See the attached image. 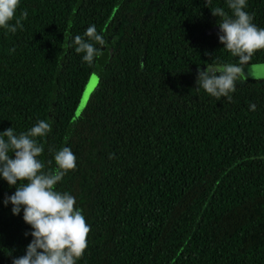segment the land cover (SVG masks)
<instances>
[{"label": "trees", "instance_id": "1", "mask_svg": "<svg viewBox=\"0 0 264 264\" xmlns=\"http://www.w3.org/2000/svg\"><path fill=\"white\" fill-rule=\"evenodd\" d=\"M150 1L20 0L9 23L26 10L23 29L0 28V132L49 122L36 138L45 171L61 148L75 154L55 190L91 229L77 264H264V82L237 83L231 101L196 85L198 68L238 62L211 12L231 15L226 0H156L147 12ZM246 2L264 28V0ZM91 25L106 46L89 65L73 40ZM15 190L0 177V264L33 239L23 210L4 205Z\"/></svg>", "mask_w": 264, "mask_h": 264}, {"label": "clouds", "instance_id": "2", "mask_svg": "<svg viewBox=\"0 0 264 264\" xmlns=\"http://www.w3.org/2000/svg\"><path fill=\"white\" fill-rule=\"evenodd\" d=\"M19 4L20 0H0V28L13 34L18 28L23 29L22 20L28 16L26 10L14 25L9 23L15 18ZM205 4H211V0H205ZM226 4L231 15L222 7L212 8L211 12L220 18L219 42L238 62L207 64L206 70L198 68L196 85L217 99L227 97L231 101L230 93L236 91L237 82L244 83L249 77L264 78V64L251 63L255 53L264 50V28L257 27L254 16L244 10L246 0H226ZM67 39L64 34V40ZM73 43L75 52L83 53L82 59L89 65L103 55L102 48L106 46L95 25L89 26L84 36H75ZM97 44L101 47H96ZM245 65H250L247 74ZM255 109L256 105L251 104L250 110ZM51 130L49 122L40 120L19 135L12 127L0 132V177L10 187L16 186L14 194L5 198L4 205H12L13 215L23 210V220L31 226L33 237L25 254L14 258L12 264H77L88 247L91 229L76 207L75 197L55 190L67 172L76 169L75 154L70 147L61 148L54 156L57 167L48 171L38 159L44 147L36 138L46 136Z\"/></svg>", "mask_w": 264, "mask_h": 264}, {"label": "rangeland", "instance_id": "3", "mask_svg": "<svg viewBox=\"0 0 264 264\" xmlns=\"http://www.w3.org/2000/svg\"><path fill=\"white\" fill-rule=\"evenodd\" d=\"M156 0H151L148 7H147V12H151L154 10V6H152V3H154ZM157 5V4H156ZM203 70H206V67L203 68ZM245 73L247 74L249 71V68H245ZM93 77H95L96 79L94 80ZM248 79H254L249 77ZM258 80H262L264 82V78H259ZM97 82V71L94 70L93 72H91V74L89 75V78L84 86L83 92H82V96L80 99V105L84 102L85 98L88 96V94H90V92L94 89L95 85ZM240 83V82H237Z\"/></svg>", "mask_w": 264, "mask_h": 264}, {"label": "snow or ice", "instance_id": "4", "mask_svg": "<svg viewBox=\"0 0 264 264\" xmlns=\"http://www.w3.org/2000/svg\"><path fill=\"white\" fill-rule=\"evenodd\" d=\"M93 79L95 80L96 78H95V77H93Z\"/></svg>", "mask_w": 264, "mask_h": 264}]
</instances>
